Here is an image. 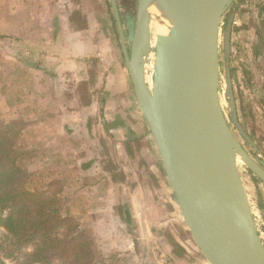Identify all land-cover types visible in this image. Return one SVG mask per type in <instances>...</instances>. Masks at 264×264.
Here are the masks:
<instances>
[{"label":"crops","instance_id":"crops-1","mask_svg":"<svg viewBox=\"0 0 264 264\" xmlns=\"http://www.w3.org/2000/svg\"><path fill=\"white\" fill-rule=\"evenodd\" d=\"M100 2V7L99 3L84 7L76 0H0V117L13 113L24 120L19 143L34 152L28 159L35 164L33 171L48 175L52 182L68 180L73 194L68 206L79 207L78 200L83 203V196L76 193L79 176H84L80 186L86 188L91 181L107 176L109 188L121 191V198L118 195L112 206L105 200L94 204L107 209L102 215L105 228L100 229L99 254H127L137 258L132 264H156L149 223L160 228L166 222L163 218L153 221L151 193L148 202L141 185L131 187L123 177L113 178L117 166L111 164L121 160L119 156L133 149V144L145 143L152 162L154 157L150 151L152 137L136 101L116 23L105 10L104 1ZM120 4L121 11H126L127 3ZM254 9L241 12L239 31L233 29L232 42L240 43V55L238 60L232 58V70L236 82L239 78L242 81L235 87L240 120L263 134L264 11ZM74 12L79 17L75 27L71 18ZM87 18L92 19L91 28ZM91 127L93 132H88ZM98 131H102V142ZM112 145L118 150L114 152L116 159ZM152 167L157 174L161 170L154 162ZM118 169L129 179L126 168ZM64 186L63 190L69 188ZM251 186L254 201L264 202V185L253 182ZM126 207L130 218L122 214ZM115 208L118 213L114 210L111 215L109 210ZM177 219L184 225L181 218ZM128 221L140 232L138 242L134 232H128ZM111 224L108 242L104 234ZM174 237L191 254L183 239ZM196 258L194 264H207ZM172 260L184 261L183 257Z\"/></svg>","mask_w":264,"mask_h":264},{"label":"water","instance_id":"water-1","mask_svg":"<svg viewBox=\"0 0 264 264\" xmlns=\"http://www.w3.org/2000/svg\"><path fill=\"white\" fill-rule=\"evenodd\" d=\"M121 11L110 0L140 111L158 151L173 203L207 264H264L260 235L238 157L264 182V166L243 145L255 142L242 124L231 65L233 20L223 33L227 112L221 100V31L236 0H134ZM169 14L170 34L158 35L155 85L144 66L152 50L147 8ZM237 130V131H236ZM177 264H190L176 260ZM194 264V263H191Z\"/></svg>","mask_w":264,"mask_h":264},{"label":"rangeland","instance_id":"rangeland-1","mask_svg":"<svg viewBox=\"0 0 264 264\" xmlns=\"http://www.w3.org/2000/svg\"><path fill=\"white\" fill-rule=\"evenodd\" d=\"M76 1H79L80 3H82V6H84V7H89V6L96 7V4H98V3H99L98 6L100 7V3H101L100 0H99V2H98V0H76ZM103 1H104L103 5H105V10L108 11V13L113 17L112 21L115 23L113 11H112L111 4H110V0H103ZM120 1H121V3L128 2L127 0H120ZM131 2H132V7H133L135 5V3H134L135 1L131 0ZM238 2H239V0H236L232 4L230 10L226 13V15L224 17V23L222 25L221 36H220L221 57H222V84H221L220 94H221L222 104H223V106L227 112L229 111L230 107H229V103H228L227 95H226V91H225L226 90V64H225V57L223 54V33H224L225 26L227 24V21L229 19V12L234 10V8L237 6ZM253 8L257 9L258 5L251 7L248 11H251ZM106 11H105V15L108 14V13H106ZM116 32L114 31V33H115L114 39H115V41H118V35ZM231 47H232V44H231ZM232 58L234 59L233 54H232V49H231V65H232ZM234 61H235V59H234ZM233 80H234V85L238 84V82H236V80L234 78H233ZM4 117H5L4 123L19 121V119H20L18 117H15V114H13V113L6 114ZM18 126L19 127L21 126V128H23L24 123L19 122ZM92 130H93V127L88 129V132H93ZM101 132L98 131V135H99L100 140L102 142ZM103 135H104V138H107V136L105 134H103ZM19 139H20V137H19ZM88 141H90V140H88ZM19 142L20 141L18 140V142H17L18 148L20 149V151L23 152V155L19 160V165L23 169L24 176L27 178V181L24 183V188L31 191V192H46L47 191L51 194H56L58 196V198L60 199V202H61V206H60L61 209L60 210H61L62 215L65 217H71V219L74 222L78 223L79 227L82 230H84L87 234L93 235V237L96 239L95 240L96 258L102 259V260L100 262L96 261L94 264H132L133 260H137V258L133 259L132 256H128L127 254L116 255V257L113 259L111 258L112 254H109L108 256L99 254L98 240L99 239L102 240V238L100 236L103 234V233H100V229L102 230L105 228L103 220H102V215L104 214V212L107 211V209L98 208V207L94 206V204L96 202L99 203V201L105 200V202L106 203L108 202L107 204L110 205L111 202L115 198H118V195L121 194L120 198L122 196L121 191H118L117 189L111 190L109 188V186H108L109 181H107L108 177L107 176H101V178H99L98 180L91 181L90 183H92V184H90V186L88 184V186L86 188L82 185L80 186V183L84 182V176H79V178H78L79 184L76 183V185H75L77 187L76 193L82 195L85 200L83 199V203L79 200L76 201V203H80L79 207L78 206L70 207L67 205V203L71 201L68 199H70L71 195H73L71 193V191H69L70 186H72V185L67 184L68 180L62 179L61 181H59V180L55 181L54 180L52 182V181H50L51 179L48 175H43V174L39 175L38 173H35L33 171V166L35 164L32 162V160H28L29 157H31L34 152L30 151L27 147H25L22 143L20 144ZM90 143H91V141H90ZM105 143H106V141H105ZM120 146H123V145H120ZM132 146H133L132 147L133 149L131 151L129 149V151H128V150H126L127 146L124 145V149L126 150L125 151L126 154L120 155L121 157L119 156V158H121V160L120 159H118L117 161L115 160L116 162H114V164H111V165H112V167L117 166V171L119 170L118 167L126 168L130 172L129 179H128L127 175H125L123 177V179H125V181L127 180V182L131 185V187H133L134 183L136 184V187H139L141 185V187H143L145 189V190H143L144 197H145V200H147L148 202L150 200L149 195L151 193L150 196L152 198L151 200L153 201V205H154L153 213H152V216L154 217L153 221L156 222L160 218L161 219L163 218L164 224L166 222V225H163L160 228L155 226L154 223H152V222L149 223V225H150L149 229H150V233L152 235L151 237H153V239H150L151 240L150 243L153 244L151 247H152V250H154L153 257H154V260H156V264H159V262H161L162 257L168 258L171 261V263H173V264H177V263L175 260H172V258L173 259H175V257L182 258V255H178V254H175L176 256L174 255L175 247L173 246V240H172L173 238L175 239L174 236L181 237V239H183V241L191 249V252H190L191 254H187V255L183 256L184 262L191 264V263L196 262V259H197L196 257L203 259L202 255L199 253V251L197 249H195V247L193 245L194 243L192 241L193 239H192L191 235L189 234V231H188L187 227L185 226V224L182 225L180 223L179 224L177 223L178 222L177 218L182 219V217H181V214H180L178 208L173 203L170 191L167 190L166 188H164V186H162V182L160 181L161 178H159V180L156 181L151 176V171L153 168L152 164L154 162L155 167H156V165L157 166L160 165L161 176H162V178H164V172H163V169L161 167L162 166L161 161H160L155 143L153 142V139H152V147L150 148L152 157H154L153 162H152L150 155L148 154V145H146L145 143H139L138 142V143L133 144ZM106 147H108V146H106ZM114 152H118L116 145H112V153L115 154ZM145 152L147 154H145ZM83 153H84V155L87 154L86 151ZM117 156H118V154L116 153L115 159ZM141 160H145V163L141 164ZM135 161H137L136 165L134 163ZM244 165H245L244 163L239 164V166H244ZM38 171H39V169H38ZM77 177L78 176H74V178H77ZM96 177H94V178H96ZM118 178H120V176H118ZM91 179H93V177H91L90 179L87 178L86 180H91ZM64 185H66V186L68 185L69 188L63 190L65 187ZM115 190H117V191H115ZM253 190L254 189H252V186L249 187L248 196L250 198V202L252 205L254 216L257 219V225H258L259 233L262 237H264V221L262 219L263 215L258 208V204H257L256 200L254 201L255 195H254ZM85 203H87L88 206L85 205ZM90 203H92V204L90 205ZM110 206H112V205H110ZM114 210H116L115 212H117V213L119 211L118 208H115V209L109 210V213H111V215L114 214ZM133 218H134V216H133ZM113 225L114 224H111L110 227H107L106 229H109V230H107L104 234V236L107 238L106 240L108 242H111V238L107 235H110V233L112 232V231H110V229L113 228ZM127 226L129 227L128 232H130V233L134 232L133 234L136 236V240L138 242L139 237H140V232L138 231V229H135L134 227L130 228L129 224H127ZM136 226H137V224H136ZM164 226H166V227H164ZM184 232H187V235H184ZM6 237H7L6 229L0 225V244L6 245V243H7ZM160 240H162V241H160ZM190 243H191V245H190ZM29 249L31 250V248H29ZM1 254H2L3 259L5 260V262L7 264H23L21 259L16 258L13 255H7L4 251H2ZM114 254H117V253H114ZM171 256H173V257L171 258ZM34 264H42V263H34ZM51 264H61V263L59 262V260H54Z\"/></svg>","mask_w":264,"mask_h":264},{"label":"trees","instance_id":"trees-1","mask_svg":"<svg viewBox=\"0 0 264 264\" xmlns=\"http://www.w3.org/2000/svg\"><path fill=\"white\" fill-rule=\"evenodd\" d=\"M258 9L263 12L264 4H259ZM71 18L75 27L79 20L77 13L74 12ZM91 20L87 18L89 26ZM4 118L0 117V225L7 231V243L0 244V264H7L2 251L21 259L23 264H51L54 260L61 264L100 262L102 259L96 258V239L71 217L62 215L61 202L56 194L31 192L24 188L27 178L19 165L23 152L17 145L23 129L18 124L24 120L20 118L19 121L4 123ZM115 169L114 179L125 176L122 170L116 172ZM152 171L153 179L159 180L158 171L154 167ZM127 210V207L123 209L122 214L130 218ZM129 226L133 228V223L129 222ZM172 240L174 255H187L184 246L174 238ZM116 255L112 254L111 258Z\"/></svg>","mask_w":264,"mask_h":264},{"label":"bare ground","instance_id":"bare-ground-1","mask_svg":"<svg viewBox=\"0 0 264 264\" xmlns=\"http://www.w3.org/2000/svg\"><path fill=\"white\" fill-rule=\"evenodd\" d=\"M147 15L151 18L150 28L152 31V50L148 53L144 66L146 70V80L150 88L155 85L153 79V72L156 67V52L155 46L158 35L170 34L171 27L173 26L169 14L157 2H152L147 8ZM244 163L241 156L238 157V164Z\"/></svg>","mask_w":264,"mask_h":264},{"label":"flooded vegetation","instance_id":"flooded-vegetation-1","mask_svg":"<svg viewBox=\"0 0 264 264\" xmlns=\"http://www.w3.org/2000/svg\"><path fill=\"white\" fill-rule=\"evenodd\" d=\"M128 1V0H127ZM129 3V2H126ZM243 121V120H242ZM241 121V122H242ZM242 124L245 126L247 132L255 142V145H253L251 142L248 140H245L242 138L243 145L246 147L248 152L258 161L261 163V165L264 166V133L261 134L259 131L258 133L256 132L255 127H247V125L242 122ZM245 164V163H244ZM240 173L244 182V185L246 187L247 193L249 187H251V184L254 183H260L264 185V182L249 168L246 166H239ZM250 199V198H249ZM256 202L258 204V208L262 215H264V202L256 198ZM256 218V217H255ZM257 222V219H256ZM258 226V225H257Z\"/></svg>","mask_w":264,"mask_h":264},{"label":"built area","instance_id":"built-area-1","mask_svg":"<svg viewBox=\"0 0 264 264\" xmlns=\"http://www.w3.org/2000/svg\"><path fill=\"white\" fill-rule=\"evenodd\" d=\"M259 4L263 5L264 0H239L238 4L236 6V12H235L234 20H233V26L235 28L236 33L239 31L236 29L241 26L240 25V19H239L241 12L248 11L251 7H253L255 5H259ZM231 49H232V54H233L234 59L238 60V57L240 55V43L239 42H232ZM236 66H237V70L239 72H241L242 66H241L239 61L236 62ZM238 81H239L238 84H240L242 82L240 78L238 79ZM159 264H173V263H171V261L168 258L162 257L161 262H159Z\"/></svg>","mask_w":264,"mask_h":264}]
</instances>
